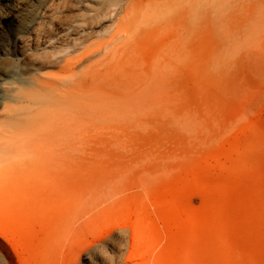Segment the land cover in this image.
<instances>
[{
	"label": "rangeland",
	"instance_id": "rangeland-1",
	"mask_svg": "<svg viewBox=\"0 0 264 264\" xmlns=\"http://www.w3.org/2000/svg\"><path fill=\"white\" fill-rule=\"evenodd\" d=\"M4 105L3 264H264V0H0Z\"/></svg>",
	"mask_w": 264,
	"mask_h": 264
},
{
	"label": "bare ground",
	"instance_id": "bare-ground-1",
	"mask_svg": "<svg viewBox=\"0 0 264 264\" xmlns=\"http://www.w3.org/2000/svg\"><path fill=\"white\" fill-rule=\"evenodd\" d=\"M134 3L137 4L136 2ZM105 6L106 7L110 6V2L108 3V5L107 4L103 5V8H105ZM83 60H84V53L79 52L73 58H67L64 61L63 65H61L60 71L64 72V70H66L71 65L77 67L78 64ZM47 63H51V62H47ZM51 77L55 80H60V79L64 80L65 78L64 76H60V75H55ZM34 81L36 85L41 87L42 90L44 88L54 89L56 87V84L53 85V82L50 80V77H47L44 80H39L35 78ZM63 93H66V91H63ZM42 102L43 101H41V103ZM29 111H30L29 109H23L9 105H4L2 110L0 111V180L5 179L7 177V175L3 173V169H2L5 166V164L9 165L11 162H13L19 155V152L22 151L23 148L22 144L26 142V140L32 141L34 136H39L38 138L40 139V141H42L41 147L43 151L45 152L46 156L50 157L51 147H50V142H48L47 134L51 128H53L54 131L56 126L53 124H47L48 121H50L48 114H46L47 111H45L44 113L43 111H38L35 114V117H37V121L34 122L31 119L29 123L26 125V127L24 128L18 127L19 124H21L20 121H23L24 119L22 117L24 113H27ZM2 234L3 232L0 229L1 237ZM48 253L53 259H58V256L54 253V251L51 248L48 250ZM0 264H3L1 262V258H0ZM61 264H73V262L69 259H66L61 261Z\"/></svg>",
	"mask_w": 264,
	"mask_h": 264
}]
</instances>
